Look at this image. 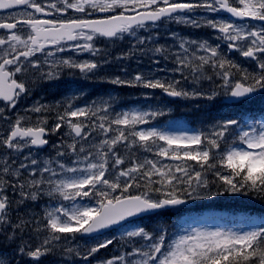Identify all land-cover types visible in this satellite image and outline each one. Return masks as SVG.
Here are the masks:
<instances>
[{"label": "snow or ice", "instance_id": "6c2138e0", "mask_svg": "<svg viewBox=\"0 0 264 264\" xmlns=\"http://www.w3.org/2000/svg\"><path fill=\"white\" fill-rule=\"evenodd\" d=\"M0 10L7 11L0 15V264H39L57 250L85 264L90 258L95 264H264V219L248 230L125 227L133 218L190 200L240 194L264 202V109L223 115L193 132L140 128L165 110L114 113L113 98L84 107L74 106L76 97L56 107L36 102L24 115L11 116L31 91L18 77L31 71L35 84L56 78L64 67L94 74L99 61L58 54L100 56L97 39L115 41L125 34L135 43L118 60L151 53L170 61V71L182 80L138 72L108 82L159 89L171 98L211 101L223 95L239 105L251 103L264 95V0H0ZM163 22L211 29L220 43L171 33L174 44L166 46L151 34L138 35ZM221 44L254 67L229 59ZM204 80L213 83L210 91L199 87ZM51 112L55 123L49 127ZM28 113L36 114L34 122ZM50 135L60 138L41 157ZM137 150L160 159H141ZM108 230L118 235L91 246L75 244L78 237ZM111 245L116 254L96 259Z\"/></svg>", "mask_w": 264, "mask_h": 264}, {"label": "trees", "instance_id": "16d2710c", "mask_svg": "<svg viewBox=\"0 0 264 264\" xmlns=\"http://www.w3.org/2000/svg\"><path fill=\"white\" fill-rule=\"evenodd\" d=\"M209 177L211 180L212 177L211 176H209ZM227 197H228V194L213 197V198H211L213 201L210 202V204H216L220 208H226V206H229L230 203L232 202V201H227L226 200ZM246 202L248 203V206H250L248 208V211H252V209H255L256 211L257 210L264 211V202H262L261 200L256 199V198H254V200H252L248 196L246 198ZM210 209H213V208L211 207Z\"/></svg>", "mask_w": 264, "mask_h": 264}, {"label": "rangeland", "instance_id": "374dc122", "mask_svg": "<svg viewBox=\"0 0 264 264\" xmlns=\"http://www.w3.org/2000/svg\"><path fill=\"white\" fill-rule=\"evenodd\" d=\"M173 132H176V131H173ZM185 226V225H184ZM182 227V228H184V229H191V228H206V229H216V228H220V229H222V227L220 226V225H218V224H212V223H209V222H204V223H201V224H199V225H193V227Z\"/></svg>", "mask_w": 264, "mask_h": 264}]
</instances>
